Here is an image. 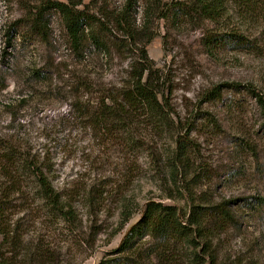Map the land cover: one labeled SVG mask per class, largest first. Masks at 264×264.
Masks as SVG:
<instances>
[{
	"label": "rangeland",
	"instance_id": "obj_1",
	"mask_svg": "<svg viewBox=\"0 0 264 264\" xmlns=\"http://www.w3.org/2000/svg\"><path fill=\"white\" fill-rule=\"evenodd\" d=\"M49 1L67 0H0V74L5 77L0 90V145L12 142L30 153L48 151L57 170L53 185L71 203L73 217L56 225L42 222L30 199V205L11 220L10 235L17 242L2 246L3 260L7 264H97L104 259L191 264L182 245L170 249L145 236L132 249L122 250L120 241L146 200L185 209L193 199L203 205L227 202L234 218L210 239L214 264H264V112L246 90L252 88L264 103V50L206 53L201 29L212 24L182 16L177 7L184 0H81L77 7L108 30L104 39L109 53L85 36L74 50L55 9L44 12V34L39 36L30 27L36 7L40 3L45 8ZM151 2L156 6L153 14ZM121 11L137 33V45L153 35L145 44L147 55L160 71L165 95L193 146L185 165L179 164L175 183L169 178L164 153L140 156L138 171H129L131 158L124 150L118 148L105 157L88 129L64 121L65 104L80 93L88 78L97 84L125 77L127 62L136 51L128 45L129 52L125 48L120 52L112 36L120 34L111 28L110 18ZM160 13L166 16L157 18ZM34 70L45 79H35ZM231 83L238 88L231 89ZM218 84L224 86L221 99L202 103L204 92ZM207 119L215 120V125ZM156 141L146 151L159 150L164 140ZM101 163L102 169H97ZM81 184L87 185L86 190ZM90 190L100 194L99 204L86 202ZM123 199L131 210L136 208L124 223ZM13 202L21 204L19 199ZM43 252L49 254L47 260Z\"/></svg>",
	"mask_w": 264,
	"mask_h": 264
},
{
	"label": "trees",
	"instance_id": "obj_2",
	"mask_svg": "<svg viewBox=\"0 0 264 264\" xmlns=\"http://www.w3.org/2000/svg\"><path fill=\"white\" fill-rule=\"evenodd\" d=\"M79 4L81 0L49 1L43 8L39 3L30 18V27L37 35L44 34V12L53 8L61 16L74 50L79 49L85 36L92 45L108 54L107 41L104 39L108 30L103 27L102 22L94 19L84 9H79ZM150 7V13L153 14L156 6L151 2ZM177 11L184 17L212 24L209 28L201 29L200 41L206 53L218 50L261 53L264 50V0H184ZM165 16L166 14L160 13L157 18ZM110 22L111 28L120 34L112 35L117 39L118 50L123 52L125 48L129 52L127 46L133 45L136 51L134 57L130 55L127 62L125 77L120 81L102 80L97 84L88 78L81 85L80 93H74L65 104L67 112L64 121L77 125L83 131L88 129L90 138L96 141L99 152L105 157H111L118 148L124 150L131 158L129 171H138L140 156H152L153 152L164 153L169 178L175 183L179 164L182 167L185 165L184 158L193 154V146L185 136L188 131L186 134L182 133L184 123L165 95L160 71L147 55L145 44L153 35L148 34L146 40L137 45V33L124 11L113 15ZM31 75L35 79H45V75L38 70L32 71ZM238 86L239 84H230L231 89H237ZM4 87L5 77L0 74V90ZM222 88L224 86L218 84L206 90L202 103L221 99ZM246 90L263 106L264 112V103L259 94L250 87ZM197 118L203 117L198 115ZM206 122L212 125L216 123L212 119H207ZM158 138L164 140L159 144L160 149L146 151L153 143L158 144ZM47 153L48 151L30 153L12 142L0 145V249L7 241L11 246L17 242L14 241L16 237L10 235L9 227L13 223L11 220L21 208L24 210L30 205L27 203L30 199L36 203L33 210L42 222L56 225L72 220L71 203L53 185L57 170ZM102 166L101 163L96 168L102 169ZM86 187L84 185L82 189L86 190ZM89 194L85 195L88 205L99 204L100 194L95 191L93 194L91 190ZM18 199L21 204L13 202ZM142 204L137 207V220L123 233L120 241L122 250L132 249L137 241L148 236L170 249L182 245L191 264H214L215 257L209 247L210 239L234 223L227 202L203 205L192 199L185 209L174 203L153 199ZM121 206L120 216L124 223L136 208L131 210V205L125 199ZM41 256L47 260L49 254L43 252ZM35 258L39 259L40 254ZM113 260L104 259L97 264H127L121 259L118 263ZM7 263L0 255V264Z\"/></svg>",
	"mask_w": 264,
	"mask_h": 264
}]
</instances>
